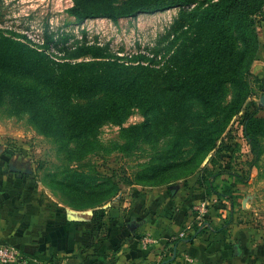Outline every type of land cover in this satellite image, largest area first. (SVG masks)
Returning a JSON list of instances; mask_svg holds the SVG:
<instances>
[{
    "label": "rangeland",
    "instance_id": "obj_1",
    "mask_svg": "<svg viewBox=\"0 0 264 264\" xmlns=\"http://www.w3.org/2000/svg\"><path fill=\"white\" fill-rule=\"evenodd\" d=\"M169 1L177 3L116 20H79L73 0H0V153L25 159L38 200L63 217L101 214L133 190L178 194L193 216L205 201L201 220L182 226L191 225L185 237L194 226L210 232L224 225L232 255L238 247L237 264H264V132L256 151L243 137L245 117L264 108V77L253 65L264 55V17L254 16L255 36L249 3L222 8L223 32L197 21L218 0ZM219 38L235 52V81L198 92L188 84L170 96L174 82L193 77L195 51L211 53ZM88 44L101 48L91 49L95 57L73 55ZM106 56L124 65L141 56L147 66L142 95L150 106H134L118 122L111 111L123 94L88 95L65 85L101 69L74 72L66 64Z\"/></svg>",
    "mask_w": 264,
    "mask_h": 264
},
{
    "label": "crops",
    "instance_id": "obj_2",
    "mask_svg": "<svg viewBox=\"0 0 264 264\" xmlns=\"http://www.w3.org/2000/svg\"><path fill=\"white\" fill-rule=\"evenodd\" d=\"M253 65L264 77V55ZM16 160L0 153V244L17 248L22 264H237L240 259L230 253L227 235L202 234L191 242L178 236L194 217L179 205L178 194L133 190L100 220L69 221L41 204L32 175ZM145 234L153 242L143 247Z\"/></svg>",
    "mask_w": 264,
    "mask_h": 264
},
{
    "label": "trees",
    "instance_id": "obj_3",
    "mask_svg": "<svg viewBox=\"0 0 264 264\" xmlns=\"http://www.w3.org/2000/svg\"><path fill=\"white\" fill-rule=\"evenodd\" d=\"M73 1L74 5L71 8V14L79 20L84 17L92 16L107 17L112 20H116L117 18L127 15H134L138 12L151 9L155 10L177 3L170 2L169 0H124L120 3L117 0ZM178 2L183 3L181 0H178ZM192 2V0H186L185 3ZM247 3H249L247 17L251 25V31L255 33V36H257L258 34L256 32L254 16L261 15V17H264V0H218L216 2H208L207 6L201 11V17L197 19L198 24L205 23L204 27H210L214 30L225 32L223 29L226 27V22L224 16L222 15V8L234 9L238 4L245 5ZM77 47L78 50L73 52V55L76 57L86 54L90 55V57H95V54L90 52L91 49L95 47L97 50H101L100 47L93 44H88L87 46L77 45L76 48ZM202 52L203 54H201V51L197 49L193 55V61H197L190 66L193 77L191 79L174 82L170 90H168L170 96L180 95L181 93L183 94V91L188 84L195 85L198 92L200 91V87L204 84L206 85L205 88L207 91H212V89H207V86H216L217 88H220L226 82L235 81V71L237 69V66L233 67L236 62L235 52L232 50L227 51L225 48L224 38H219L216 48L211 53L210 51ZM139 59H141V56H139ZM138 60L135 65H124L118 61V58H108L106 56V59L101 60L100 62L92 60L91 62L82 61L73 64L68 63L66 64V67L73 69L74 72L77 68L86 66L88 69L96 64L100 65L101 69L97 72H87L88 74L85 76H77L74 79L67 80L65 85L70 86V83L73 82L74 85L78 87V90L82 89L88 95L100 91H108L113 94L111 97L115 98L116 95L123 94L124 100H122L121 104L113 105L111 111L114 122H118L121 115L126 116L129 114L132 107L138 106L147 109L150 106V103L142 95V89L145 86L144 79L147 75V66L143 65L142 62ZM204 76H206V79L203 78ZM259 80L261 81L260 78ZM261 83L264 87V82ZM129 93L131 96L125 95ZM260 111L264 113V108H255L245 117V120L243 121V137L254 151H256V148L258 147V137L264 132V114L263 116H260ZM193 186L194 183H190V187ZM199 187V191L204 193L205 186H200L199 184ZM102 215L103 212H101V214H94L92 219L94 221L100 220L103 217ZM199 228L200 226H194L192 228V233L188 234L185 238L191 242L197 236L205 234V232H209L205 231V228ZM227 229L228 228L224 227V225H220L219 227H215L209 233L225 234ZM177 241L180 240H175L176 243ZM229 250L231 253V248Z\"/></svg>",
    "mask_w": 264,
    "mask_h": 264
},
{
    "label": "built area",
    "instance_id": "obj_4",
    "mask_svg": "<svg viewBox=\"0 0 264 264\" xmlns=\"http://www.w3.org/2000/svg\"><path fill=\"white\" fill-rule=\"evenodd\" d=\"M206 202L201 201L199 203L198 212L193 220L199 221L205 214ZM191 230V225H187L183 230L178 233V236L184 238L186 233ZM143 247L148 246L153 242L151 235L145 234L140 238ZM21 254L17 248L8 244H0V264H22Z\"/></svg>",
    "mask_w": 264,
    "mask_h": 264
},
{
    "label": "water",
    "instance_id": "obj_5",
    "mask_svg": "<svg viewBox=\"0 0 264 264\" xmlns=\"http://www.w3.org/2000/svg\"><path fill=\"white\" fill-rule=\"evenodd\" d=\"M209 156H210V155H208V156L205 158L204 162H207ZM14 170H16V169H14ZM18 171H21V169L18 170ZM25 172L28 173V170L25 171ZM66 218H67L69 221H83V220H84L83 217L73 216V215H69V214L66 215ZM237 249H238L237 245H234V246H233V250H234V254H235V255L237 254Z\"/></svg>",
    "mask_w": 264,
    "mask_h": 264
}]
</instances>
